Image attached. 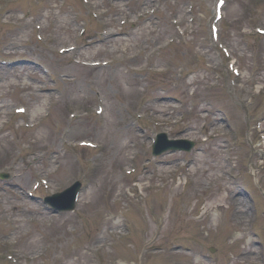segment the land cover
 <instances>
[{
  "label": "rangeland",
  "instance_id": "374dc122",
  "mask_svg": "<svg viewBox=\"0 0 264 264\" xmlns=\"http://www.w3.org/2000/svg\"><path fill=\"white\" fill-rule=\"evenodd\" d=\"M95 1L108 16L87 28V38L99 41L97 30L105 27L124 34L85 47L81 59H114L108 67L74 64L72 52H59L78 40L80 22L88 18L80 0H12L13 16L0 11V58L17 60L0 63V172L10 174L0 177V251L22 260L7 242L11 219L19 217V231L33 235L18 236L20 250L34 255L53 246L50 260L58 264H69L65 257L80 245V254L91 255L99 241L103 245L96 256L105 264L113 259L124 264H264V145L257 132L264 133V126L246 125L240 93L234 96L227 89L219 65L223 54L209 32L214 0ZM224 9V36L236 50L247 51L240 27H250L255 12L264 24V0L227 1ZM39 23L45 24L42 41L36 40ZM248 41L264 51V38ZM242 64L248 74L259 69L264 80V62L255 55ZM73 74L76 80L62 78ZM215 79L220 85L211 90ZM99 103L105 114L96 112ZM19 105L27 114L15 113ZM218 108L241 129L230 128ZM208 109L212 113L201 115ZM204 119L210 129L203 131ZM159 132L169 138L191 135L196 145L189 152L155 157L151 150ZM247 133L256 139L246 141ZM82 139L99 145L80 148ZM42 178L47 186L35 192L41 198L82 180L76 208L52 213L37 196H29ZM145 205L152 208L151 223L141 209ZM30 213L42 224L30 222ZM168 213L163 227L160 216ZM28 239L36 245L24 248ZM5 256L0 264H13ZM24 259L23 264H48Z\"/></svg>",
  "mask_w": 264,
  "mask_h": 264
},
{
  "label": "bare ground",
  "instance_id": "6f19581e",
  "mask_svg": "<svg viewBox=\"0 0 264 264\" xmlns=\"http://www.w3.org/2000/svg\"><path fill=\"white\" fill-rule=\"evenodd\" d=\"M256 37H258V36H256ZM51 99H53V98H51ZM45 108V107H44ZM145 195H142V198L144 197ZM124 200H125V198H124ZM141 201H139V203H140ZM142 202H144V200L142 201ZM238 202H239V200H238ZM241 202V201H240ZM128 205H130V203H129V199H127L126 201H125V208H124V210L125 211H127V210H129V208L127 207ZM141 209H143L144 211H147L148 212V216L147 217H145V220L146 221H148V219H149V223H151L152 222V219H153V217L150 215V213H149V211H151V213H152V208L149 206V205H145L144 207L143 206H141ZM123 210V211H124ZM192 210V209H191ZM194 210H192V211H190L191 213L193 212ZM30 215H31V213H30ZM168 215H169V213L168 214H166V217L164 218V216L163 215H161L160 216V218H162V221H163V223H162V225L161 226H165L166 225V223L169 221V219H168ZM16 216H19V215H16ZM123 216V215H122ZM146 218H148V219H146ZM159 218V219H160ZM28 219H29V221L31 222V221H35L36 219H33L32 218V215L30 216V217H28ZM11 220H14V225H17L16 227H15V229L12 227L11 229H10V231L11 232H8V233H11V237H12V239H14V242L12 243V245H14L15 244V246H17L18 244H19V240H18V236H22L23 238H32L33 237V235H32V233H31V235H28V233H24V231H19L20 230V225H19V223L20 222H23V220H19V217L17 218V217H14L13 219H11ZM155 223H156V221H155ZM41 224H42V221H41ZM164 229V228H163ZM18 233V234H17ZM15 239H16V241H15ZM34 244L36 245V243L34 242V241H29V239L27 240V241H23V247L25 248V247H34ZM102 245H103V242L102 241H99V242H97V243H95V245H92L91 246V252L93 253H91V255H88V252H84L83 250H82V254H80L79 252H80V250H79V248H81L82 247V245H80V246H78V247H73V248H71L70 249V251L68 252L69 253V255H67L65 258H67V260L64 262V263H69V264H72V263H75V262H77V258L78 259H81V258H83L80 262H79V264H105V262H103L98 256H96V251H98L101 247H102ZM54 247H55V244H54ZM63 248V250H64V245L62 246ZM20 248V247H19ZM105 248H106V246L104 247V249L101 251V252H103L104 250H105ZM84 249H87V248H84ZM53 250V246L49 249V250H44V255H42V253H39V254H37L36 256H35V254L34 255H30L29 256V258L30 259H34L33 261L34 262H37V261H40V260H44V263H48V264H54V263H56V264H58L59 262L58 261H51L50 260V257L53 255V254H49L51 251ZM58 250H60V248L58 249ZM79 251V252H78ZM100 253V252H99ZM27 253H24L23 251H22V255L24 256V255H26ZM88 255V256H87ZM116 258V257H115ZM118 262V263H120V264H124V261L121 259V260H117V259H113L112 260V263L111 264H117V263H115V262Z\"/></svg>",
  "mask_w": 264,
  "mask_h": 264
},
{
  "label": "water",
  "instance_id": "95a60500",
  "mask_svg": "<svg viewBox=\"0 0 264 264\" xmlns=\"http://www.w3.org/2000/svg\"><path fill=\"white\" fill-rule=\"evenodd\" d=\"M72 208V207H71Z\"/></svg>",
  "mask_w": 264,
  "mask_h": 264
}]
</instances>
